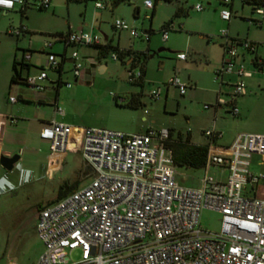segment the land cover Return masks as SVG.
I'll list each match as a JSON object with an SVG mask.
<instances>
[{
    "label": "built area",
    "instance_id": "1",
    "mask_svg": "<svg viewBox=\"0 0 264 264\" xmlns=\"http://www.w3.org/2000/svg\"><path fill=\"white\" fill-rule=\"evenodd\" d=\"M22 1L13 0L11 7L0 5V9L9 10L15 2ZM36 2L42 8L49 5V0ZM142 4L152 7L150 0H142ZM94 7L101 8L103 4L94 1ZM193 7L199 10L202 5L195 3ZM253 11L264 18V5L254 7ZM218 15L228 20L231 11L222 7ZM252 20L260 24V19ZM112 26L126 30L129 37L137 36L135 28L123 19L113 18ZM171 26L172 21H168L161 27V40ZM6 32L19 35L26 28L19 24L7 27ZM220 33L224 41L220 63L213 69V79L218 81L214 104L226 105L234 115L236 97L246 93L244 80L252 74L243 59H238L239 49L251 54L250 63L252 59L262 62L264 52L257 55L258 44L246 38L227 36L224 29ZM57 39L65 44H103L101 36L89 30L68 31L57 35ZM51 44L45 38L41 49L46 50L45 64L54 69L60 59L48 50ZM261 44L264 47V42ZM29 56V52L22 51L15 59L24 62ZM110 56L116 59L115 53ZM175 56L184 59L185 53L177 52ZM68 57L76 79L83 78L96 63L95 57H80L75 50ZM133 67L126 70L130 83L141 79L139 68ZM44 78L46 73L40 69L26 74L22 81L33 90L43 91ZM223 83L229 86L225 92L220 90ZM63 84L70 85L67 81ZM167 85L180 94L184 92L185 83L176 76L169 77ZM149 96L157 99L159 88H151ZM117 99L121 100L119 96ZM7 100H15L14 92L8 93ZM53 103L55 110L61 112L55 100ZM7 121L13 118L0 113V145ZM73 130L80 136L77 148L90 169V178L83 186L66 191L37 210L34 229L42 248L30 264H264V173L250 170L252 154L257 155L258 163L264 164V133L239 131L227 144L219 145L214 140L220 131L213 127L204 129L207 141L200 185L189 187L178 182L183 166L173 160L169 130L165 127L123 132L49 120L38 131L39 137L49 142V174L58 167L67 149H75L69 141ZM210 165L224 166L225 178L219 181L207 174L204 169ZM260 180L261 195L255 191ZM248 185L251 194L245 190ZM203 209L218 213L217 231L200 228ZM73 249H78L79 257L70 261L67 253ZM6 264L19 263L6 258Z\"/></svg>",
    "mask_w": 264,
    "mask_h": 264
},
{
    "label": "rangeland",
    "instance_id": "2",
    "mask_svg": "<svg viewBox=\"0 0 264 264\" xmlns=\"http://www.w3.org/2000/svg\"><path fill=\"white\" fill-rule=\"evenodd\" d=\"M52 6L38 8L36 1L29 0L24 14L19 11V3L3 12L0 9V106L7 103L5 97L8 89V79L11 74V61L20 55L21 48L35 49L43 38L52 39V33L65 31L68 25L78 26V22L92 19L98 24L97 30L110 38L111 44L118 43L123 48L128 47L139 54L134 67L143 68L142 85L138 82H128L126 70L129 67L126 58H109L105 53L106 69L93 70L87 78L73 80L70 70L71 62L63 63L61 78L70 81V87L59 86V105L65 111V119L81 126H99L123 132H141L147 128L165 127L174 140L190 143H202L205 135L203 130L212 121V109L216 106L220 110L219 123L225 124L223 132L233 133L237 130L264 133V60L261 69L253 68L249 55L244 53V64L252 69V74L245 78V96L236 97L239 108L237 116L232 115L226 105L214 104L218 81L213 79V69L220 63L222 43L224 41L220 30L224 29L230 37H256L264 42V18L250 9L247 4H240L233 0L229 20L219 17L221 7L228 8L219 0H150L154 4V11L150 18V9H145L141 0H122L113 3L112 0H95L105 4L104 10L94 11V0H52ZM200 3L202 8L196 10L193 4ZM179 6L180 12L174 14ZM134 7L138 8L137 15L133 14ZM126 21L134 27L137 36L129 37L126 31L113 30V18ZM172 20V28L167 29L166 38H160L161 24ZM252 19H260L258 26ZM21 23L30 33L15 36L6 32L8 26ZM95 26V25H94ZM179 26V28H178ZM88 27V26H87ZM150 28L148 38L145 29ZM80 46V45H79ZM79 54L80 47H73ZM73 48H67V55ZM88 51L94 52L92 46ZM177 52L185 53L184 59H177ZM239 52L241 50L239 49ZM264 48L258 46L256 54L263 55ZM31 60L44 65L45 53L31 52ZM46 66V64H45ZM44 66V67H45ZM17 68L22 75L24 70ZM49 75L56 73L47 66ZM176 76L185 83L184 92L180 94L167 80ZM226 78V76H224ZM232 80V77L229 76ZM159 88V97L149 96L151 88ZM229 86L221 84L220 90L225 92ZM138 94L137 105L126 103L131 95ZM113 95L124 97L122 101H113ZM16 103H19L16 102ZM209 104L206 108L203 104ZM3 108V107H2ZM227 110V111H226ZM228 128V129H226ZM9 136V141H8ZM8 146L17 152L20 147L28 143L22 139H13L6 134L3 150ZM27 151H24L20 165L31 170L28 182H21V172L15 165L9 169H1L0 177L15 185L14 189L0 192V264L5 263V257L11 258L19 264H30L41 251V242L34 229L37 210L55 197L61 182L69 188L83 186L88 176L84 171L83 161L78 151H66L61 159V165L50 176L43 173L39 167L29 165ZM43 148L39 153H43ZM250 170L254 173H264V164L252 160ZM177 177L181 183L191 186L198 185L202 169L180 168ZM209 174L223 179V175L215 173L213 166L209 167ZM180 175L182 178H180ZM263 186V182H259ZM199 226L202 230L215 232L219 228L217 212L203 209L199 215ZM70 261L79 257L78 249L67 253Z\"/></svg>",
    "mask_w": 264,
    "mask_h": 264
},
{
    "label": "crops",
    "instance_id": "3",
    "mask_svg": "<svg viewBox=\"0 0 264 264\" xmlns=\"http://www.w3.org/2000/svg\"><path fill=\"white\" fill-rule=\"evenodd\" d=\"M25 1L27 3L29 0H25ZM34 1H36V0H34ZM94 1L92 2V7H93L94 11L104 10V9L107 8V7H105V4H103V3H102L103 7H101V8L94 7ZM52 4H53V1L49 0V6H52ZM141 4H142V0H141ZM231 4L227 5V7H228V9H230V11H231ZM142 6L145 9H150V14L149 15L145 14V16L147 15L146 17L150 18L151 15L153 14V12L151 14V11L152 10L154 11V4L152 3V7H150V8L145 7L143 4H142ZM1 10L3 12H5L3 9H1ZM137 13H138V8L134 7L133 14L137 15ZM231 14H232V12H231ZM86 23L87 22H84V21L81 22L80 21V22H78V26L77 27H73L71 25H68L65 31H58V32L52 33V37L53 38L50 39L52 41V44H51V46H50V48L48 50L52 51L53 53H55V56L58 59H60V65H59V67L57 69L50 68L51 70H53L56 73L55 76L54 75L53 76L49 75V73L46 71L45 67L47 65L45 66V58H44V61H43L44 65L39 64V66H37V67H35L37 62L34 61V60H31V55H32L31 52L32 51H36L37 53H40L42 51L44 53L46 52V50H42L41 49V42L45 38L42 39L40 44L35 49L25 50L24 48H22V50L24 49L23 51L29 52L30 56L25 61V63L23 64V66L21 68V69L24 70V73L22 75L21 74L20 75L22 77H24L26 74H34V73L38 72L40 69L44 70L45 73H46V78H44L42 80V83L45 85V89L43 91H36V90H33V89L27 87L23 83H13L7 89V94H6L5 99L7 100V95L11 91V92H14V94H15V100L13 102H10V101L7 100L6 101L7 103L5 104V106L1 105L0 106V113L5 114L8 117H12L13 121H7L6 124L4 125L3 132H2V137H1V145H0V152L1 153L0 154H5V155L9 156L12 153H14V149L11 146L10 147L8 146L9 142H6V147L3 150V142H4L6 134L10 135V137L12 135V138L14 140L15 139H22L23 142L28 143L26 146H22V147L19 148V150L17 151L18 152V157L12 163L11 167L13 165L16 166L17 164H20V162L23 160L24 151H27L26 153L28 155L27 160L29 162V165L33 166V167H39V169L43 173L45 172V174L47 176H50L53 173L54 170H56V169H58L60 167L61 161H60V164L58 165V167L53 169V170H51V172L49 174L48 173V169H49V163H48L49 142H48V140L39 137L38 131H39L40 127L43 124L47 123L49 120H52V119L53 120H57V121H62V122H65V123H69V124H71L73 126H76V127H80L81 126L79 124L73 123L71 120H68V119L66 120L64 118L65 117V111L59 105L60 101L58 100L59 86L61 84H63V83L58 84L56 87H54V86H55V81L58 78L62 82H64L62 80V78H61V72L63 70V63L66 60L70 61V59L68 57L69 54L67 55V53H66L68 47H70V48H73V47H76V46L80 47V49L82 50L78 54L80 57L91 56L92 54L94 55V52L88 51V48L91 45L65 44L62 39H57V35L58 34H64V33L68 32V31L89 30L92 33L99 34L101 36V38H102L103 44H110V45H113V46L115 45V46H117L119 48H123L122 46H119L117 42L115 44H111L110 38L106 34H104L103 32H100V30L96 29V28H98V24L97 23L95 24V22L92 19L89 20L88 25H86ZM164 23L165 22H163L161 24V27L163 26ZM19 24H21V23H19ZM111 27L113 28L112 23H111ZM25 28H26V32L30 33V30L26 26H25ZM178 28H179V26H178ZM113 30L120 31V30H117V29H114V28H113ZM124 31H126V30H124ZM144 31L146 32V38H148L151 29L148 28V29H145ZM20 34L24 35V33H20ZM127 34H128V32H127ZM19 35H15V36H19ZM166 35H167V32H166ZM238 38H246L247 40H250L252 42H256L258 44V46L263 47V45L261 44V43H263V41L261 39H259V38L250 37V36L249 37H238ZM258 46H257V48H258ZM125 48H127V47H125ZM22 50H21V52H22ZM72 50H74V48ZM70 51H69V53H70ZM107 53H109V58H111V56H110L111 52H107ZM239 53L240 54H239L238 59H240V60L241 59L244 60V53L249 55V58L251 56L250 53H248L247 51H243V49H241V52H239ZM106 54L100 55V56H98V58L95 57V59H96L95 65L93 66V68L91 70H87L85 72V74L83 76V79L86 78L85 76L91 75L93 70H97L98 69L99 71L102 72V71H104L106 69V67H107L106 59H105V55ZM122 58L123 59L126 58V63H130V60H131L130 56L124 55ZM111 59H113V58H111ZM113 60H115V59H113ZM262 63H263V61H262ZM262 63H261V66H262ZM261 66H260V68H257V69L260 70ZM47 68H48V66H47ZM142 79L143 78H141V82L143 81ZM73 80H76V78L74 76H73ZM86 80H87V78H86ZM65 81H67V80H65ZM67 82H69L71 84L70 81H67ZM141 85L142 84H140V86ZM66 87H70V85L66 86ZM243 96H245V95H243ZM117 97L118 96L113 95V101L116 102V100H118ZM120 99L121 100H118V101H122L124 99V97H120ZM54 100L56 101V105H58L61 108V112H58V111L55 110L54 103H53ZM129 100H132V102L135 105H137L138 102H139L138 94L133 93L131 95L130 99H128L126 102H128ZM18 101H19V103H16ZM235 102H236V100H235ZM208 106H209V104H208ZM218 106H220V105H218ZM238 112H239V108H237V113L234 114V116L235 115L237 116ZM219 118H224V117L220 116V110H218L217 107L215 106L212 109V121H211V124L209 126V127H213L217 131H220V135L218 137H216L215 140H214L215 144H219V145L227 144L232 139L233 135L236 132H239V131L251 132L249 130L247 131V130H244V129L237 130V131L233 130L234 131L233 133L231 132L232 130H230L229 132L228 131L223 132L222 128L225 127V124L219 123L220 122ZM226 129H228V128H226ZM261 133H263V132H261ZM7 139L9 141V136H8ZM69 141H70V143H73L75 149H67L66 151H78L77 146L79 145V142H80V136L77 135L76 131L73 130L69 134ZM206 141H207V138H204V141L202 143H194V144H205ZM40 148H43L45 150V152L39 153V149ZM64 153H63V155H64ZM61 159H62V157H61ZM250 159H251L250 160L251 163H252V160L258 162L257 155H255V154H252ZM83 165H84V171H83L82 174L88 176V180H89V178H90V169L84 163H83ZM0 166H2V165H0ZM210 166H213V170L215 171V173L219 174V176L223 175V179L225 178L226 169H225L224 166H220V165H210ZM210 166H208L206 169H204L207 174H209V167ZM182 168H189V167H182ZM4 169H7V168H4ZM198 169H202V171H203V167L202 166H200ZM1 172H3V171H2V169L0 167V173ZM209 175H211V174H209ZM180 178H182L181 175H180ZM213 178L216 179V180H219V181L223 180V179H219V178H215V177H213ZM261 181L262 180H260L259 182H261ZM178 182L181 185H184V186L198 187L200 185V177H199V180H198V185H196V186L183 184V183L180 182L179 179H178ZM249 187L250 186L248 185L245 188V190H246L247 193L251 194V191H250ZM71 189H74V188H71ZM255 191L259 195L263 194L261 186H259V184L256 186V190ZM6 258H8V257H5V263L4 264H6Z\"/></svg>",
    "mask_w": 264,
    "mask_h": 264
},
{
    "label": "trees",
    "instance_id": "4",
    "mask_svg": "<svg viewBox=\"0 0 264 264\" xmlns=\"http://www.w3.org/2000/svg\"><path fill=\"white\" fill-rule=\"evenodd\" d=\"M119 1H122V0H112V2L114 4L118 3ZM155 1L156 0H154V2ZM219 1L223 4L229 5L232 3L233 0H228L227 2H224L223 0H219ZM238 1L240 2L241 5L242 4L249 5L251 10H253V8L256 6L264 5V0H238ZM26 4H27L26 1L23 0L19 6V11L22 15L24 14ZM38 8H42V7H38ZM180 11H181L180 7L177 6L174 10V14H177ZM152 12H153V10L151 11V14H152ZM168 21H172V20L169 19ZM168 21H166L165 23H167ZM58 35H61V34H58ZM254 43H256V42H254ZM91 46L96 49V58H98V56H100V55H104L107 52L115 53L116 58H120V59L124 55L130 56L131 60H130V63H128L129 67L134 66L135 61L139 59V54L137 52H133V50H131L128 47L127 48H119L115 45L113 46L110 44H91ZM20 50H22V48ZM24 63H25V61L24 62H17L13 56L12 61H11L12 71H11V74H10L9 79H8V87L13 83H23V81H22L23 77L20 75V71L17 68V66L19 68H21ZM261 63L262 62H259V63L255 62V61H253V59L251 62V64L253 66H256L257 68H260ZM59 65L55 69H57L59 67ZM138 68L140 70L141 78H142L143 68L142 67H138ZM137 82L139 84H142L141 79L138 80ZM61 83H63V82L59 78L56 79L54 87H56L58 84H61ZM126 103L130 106L135 105L132 102V100H129ZM168 145L171 147L173 160L178 166L196 169V168H199L203 164L204 158H205V152H206V145L205 144L190 143V142H188L187 139L184 142H181L180 140L172 139L169 135ZM68 190H71V188L66 186L64 184V182H61L59 184L57 190H56L55 197L53 199H51L49 202H53L56 199L60 198Z\"/></svg>",
    "mask_w": 264,
    "mask_h": 264
},
{
    "label": "clouds",
    "instance_id": "5",
    "mask_svg": "<svg viewBox=\"0 0 264 264\" xmlns=\"http://www.w3.org/2000/svg\"><path fill=\"white\" fill-rule=\"evenodd\" d=\"M13 0H0V5H5L7 7L12 6ZM16 167L20 169L21 172V182L26 183L31 178V170L30 169H24L20 164H17ZM15 185H13L7 177H0V192L7 191V189H14Z\"/></svg>",
    "mask_w": 264,
    "mask_h": 264
},
{
    "label": "water",
    "instance_id": "6",
    "mask_svg": "<svg viewBox=\"0 0 264 264\" xmlns=\"http://www.w3.org/2000/svg\"><path fill=\"white\" fill-rule=\"evenodd\" d=\"M18 152H14L11 155L0 154V165L4 168H10L12 163L17 159Z\"/></svg>",
    "mask_w": 264,
    "mask_h": 264
}]
</instances>
